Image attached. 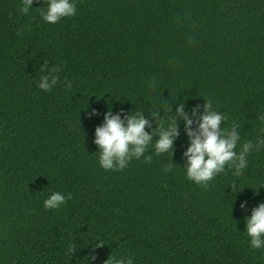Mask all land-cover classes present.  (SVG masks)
<instances>
[{"label": "trees", "instance_id": "obj_1", "mask_svg": "<svg viewBox=\"0 0 264 264\" xmlns=\"http://www.w3.org/2000/svg\"><path fill=\"white\" fill-rule=\"evenodd\" d=\"M22 2L0 0V264H103L108 255L264 264V249L243 232L264 202V148L240 176L226 166L204 187L181 168L182 121L172 156L149 145V161L119 171L99 166L93 143L109 107L139 109L154 129L166 103L172 116L183 103L195 128L192 108L205 99L224 113L221 126L236 123L241 140L254 139L264 112V0H75L76 14L56 23L41 18L47 0H32L28 14ZM49 69L58 79L44 91L37 84ZM52 191L71 198L45 209Z\"/></svg>", "mask_w": 264, "mask_h": 264}, {"label": "clouds", "instance_id": "obj_2", "mask_svg": "<svg viewBox=\"0 0 264 264\" xmlns=\"http://www.w3.org/2000/svg\"><path fill=\"white\" fill-rule=\"evenodd\" d=\"M31 6L32 0H23L20 11L28 14ZM76 11L75 0H47V7L40 15L43 21L56 23L61 18L74 16ZM55 71L59 73L60 66L57 65ZM57 79L58 75L52 74V70L49 69L47 74L40 76L37 86L41 90L48 91L56 84ZM64 87L70 89L72 82L65 81ZM198 108H200L199 112H197ZM165 111L167 118L155 119L153 123L157 126L153 129L141 110H129L124 113L121 109L113 113L109 107L103 114V123L94 128L93 143L98 152L99 166L104 170L119 171L132 159L143 157L145 161H149L151 156L144 155L149 145L152 146L153 154L170 153L172 156L174 141L180 135L179 121L183 122L184 134L187 138V146L182 152L185 162L181 168L184 169L187 179L204 187L213 177L224 172L226 166L231 169L234 176H240L248 166L249 155L264 148V112L256 116L258 127L255 138L241 140L236 130L238 124L221 126V122L225 121L226 117L224 113L213 107L210 99H205L202 108L199 105L192 108L191 117L197 118L195 128L191 127L194 120L184 110L183 103L177 104L174 116L168 114L171 111L168 103ZM149 113L156 117L154 108ZM95 114L93 110L92 115ZM170 168L171 164H167L164 171ZM231 189L234 193L240 191L237 185H232ZM70 198V193L52 191L43 199L42 205L45 209L55 210ZM245 204V201H241L239 207L244 209ZM243 232L248 236L251 248L264 249V202L256 204L244 217ZM70 251L72 252L73 249ZM89 258L88 256L87 261ZM103 264H133V259L131 256L108 255Z\"/></svg>", "mask_w": 264, "mask_h": 264}]
</instances>
